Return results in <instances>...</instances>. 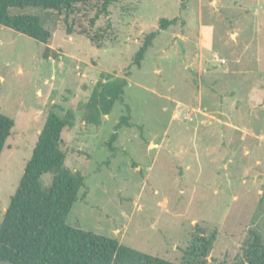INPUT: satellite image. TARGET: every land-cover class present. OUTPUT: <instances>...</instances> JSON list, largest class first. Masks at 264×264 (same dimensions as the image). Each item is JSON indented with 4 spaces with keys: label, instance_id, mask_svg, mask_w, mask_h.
Instances as JSON below:
<instances>
[{
    "label": "rangeland",
    "instance_id": "374dc122",
    "mask_svg": "<svg viewBox=\"0 0 264 264\" xmlns=\"http://www.w3.org/2000/svg\"><path fill=\"white\" fill-rule=\"evenodd\" d=\"M103 1L66 19L9 9L38 14L47 43L0 25V112L14 120L0 154V221L48 112L70 109L60 147L84 184L69 225L174 262L198 234H214L204 264L242 259L250 232L264 237V0H110L91 23ZM174 17L136 66L143 38ZM115 77L127 80L122 100L86 123L81 104ZM124 115L132 125L116 128Z\"/></svg>",
    "mask_w": 264,
    "mask_h": 264
},
{
    "label": "trees",
    "instance_id": "16d2710c",
    "mask_svg": "<svg viewBox=\"0 0 264 264\" xmlns=\"http://www.w3.org/2000/svg\"><path fill=\"white\" fill-rule=\"evenodd\" d=\"M95 0H0V25L47 43L51 32L44 27L38 14H11V7L36 6L65 12V19L77 5ZM110 0H104L91 23L100 13L107 12ZM184 2L180 7L184 8ZM176 18H161L156 30L149 32L133 56L134 64L141 66L145 53L152 46L160 30L174 24ZM71 33L70 27L66 30ZM93 39V38H91ZM96 46H100L95 42ZM51 51L45 47L47 55ZM127 80L115 77L98 80L88 99L81 104L86 123L98 125L101 117L110 113L117 101H121ZM127 112L129 107L126 106ZM129 115L121 116L116 125L131 126ZM74 121L72 110L63 115L49 111L38 133L37 141L27 160L15 192L0 221V263L8 264H204L214 234H198L183 251L180 262L144 253L120 243L116 238L86 231L67 223V215L83 186L80 173L71 171L64 164L65 153L60 147L61 133ZM14 120L0 112V154L10 135ZM118 134H111L107 146L114 151L113 141ZM50 173L48 186L42 176ZM231 264H264V237L251 231L243 248V258Z\"/></svg>",
    "mask_w": 264,
    "mask_h": 264
},
{
    "label": "crops",
    "instance_id": "0c3cea01",
    "mask_svg": "<svg viewBox=\"0 0 264 264\" xmlns=\"http://www.w3.org/2000/svg\"><path fill=\"white\" fill-rule=\"evenodd\" d=\"M215 3L217 2V0H213ZM202 30L204 31L205 34H209V32H211V26H209L208 28H205V26L203 25Z\"/></svg>",
    "mask_w": 264,
    "mask_h": 264
}]
</instances>
